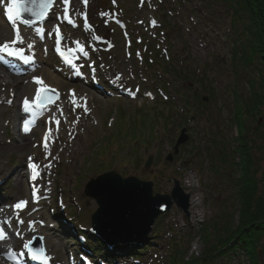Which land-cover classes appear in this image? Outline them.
I'll use <instances>...</instances> for the list:
<instances>
[{"label":"rangeland","instance_id":"rangeland-1","mask_svg":"<svg viewBox=\"0 0 264 264\" xmlns=\"http://www.w3.org/2000/svg\"><path fill=\"white\" fill-rule=\"evenodd\" d=\"M6 1L0 3V31L8 34L7 39L12 37L14 27L22 32L32 30V26L19 21L12 28L5 26L1 5ZM68 3L77 27L63 26L62 39L75 48L79 44L84 47L81 67L71 72L59 66L52 53V29H56L60 19L64 20L65 4L57 0L44 19L50 26L46 34L49 39L39 42L35 57H40L42 62L33 77L55 76L63 80L60 83L49 79L46 84L52 91L43 98L40 96L39 102L53 98V90L59 95L55 103L64 92L78 97L72 103V112L78 113L76 107L80 106L83 113L76 128L80 139H72L65 127L62 142L57 137L50 142L45 139V135L51 137L49 131L39 127L30 136L28 149L1 154L0 194L10 196V205L25 201L28 206L22 208L23 214L42 212L44 215L36 217L35 224H49L53 238L55 234L64 238L59 251L46 255L47 264L61 261L76 264L79 258L83 264H190L194 256L201 258L204 249L223 236L219 234L222 226L238 222L239 207H235L232 181L235 171L230 172L228 162L235 156L241 163L246 157L234 152L233 157L228 154L223 160L222 152L232 149L236 135L230 121L233 110L229 93L236 89L240 97H247L246 81L251 69L244 66L242 70L243 61L234 55L233 15L229 4L227 0H68ZM118 20L125 26L119 27ZM33 37L36 38L34 33ZM27 39L33 41L31 37ZM43 67L48 72H41ZM51 67L58 73L52 72ZM234 69L240 72L232 74ZM199 77L208 80L205 87H213L214 96L208 98L206 105H194L200 115L189 118L194 110L184 106L183 95L204 89L198 83ZM87 86L91 89L84 97L80 89ZM205 94L200 90L199 95ZM25 97L26 93L22 92L20 99ZM54 104L49 106L55 109ZM1 109L5 110L0 113L1 137L6 140L12 136L18 143V134L4 128L6 118L15 121L16 114L10 107ZM247 111L239 109L238 121L244 120L240 113ZM48 114L46 122L57 124L59 116L53 111ZM248 115L245 118L252 119L247 134L260 178L264 173V120L259 115ZM64 124L68 126V121ZM179 125L186 126L189 140L169 162L165 156L172 151ZM53 130L60 132L58 128ZM213 136L224 145L215 147ZM29 155L31 159L24 163L27 179H33L34 164L38 169L35 181L41 186L34 202L28 181L12 171ZM148 155L153 160L146 168ZM108 170L151 180L153 191L159 193L170 192L173 178L192 181L193 186L184 189L199 197L201 206L195 210L205 214L203 225H194V213L188 218L173 206L163 217L156 218L146 239L112 247L98 244L85 228L91 225L90 215L97 204L84 194L83 188L90 177ZM20 180L23 184L18 188ZM14 218L22 227L23 215L15 214ZM33 236L42 238L41 233L22 236L17 243L20 247L14 252L27 254L25 244ZM86 243L94 250L85 249ZM14 252L8 251L9 264H14L10 256ZM209 264L249 263L243 253L236 251Z\"/></svg>","mask_w":264,"mask_h":264},{"label":"trees","instance_id":"trees-1","mask_svg":"<svg viewBox=\"0 0 264 264\" xmlns=\"http://www.w3.org/2000/svg\"><path fill=\"white\" fill-rule=\"evenodd\" d=\"M227 2L230 14L233 15L232 27L236 41L234 55L243 61L242 70L244 66H247L251 71L249 70L250 77L246 81L247 97L242 98L235 91L232 93L231 122L237 128V134L233 142L235 146L224 155L232 156V153L236 152L239 156L244 155L246 158H242L241 163L235 157L228 162L230 172L235 171L232 181L235 207H239L238 222L220 228L219 234L222 233L223 236L215 244H209L204 249L202 261L214 260L240 251L246 256L249 264H264L262 260L264 256V173L260 178L257 176L258 171L252 156L249 133L247 134L251 128L249 119L252 118H245V114L251 117L259 115L264 120V0H227ZM234 72L240 71L234 69ZM211 94L214 96V92ZM188 104L191 103L188 102ZM242 108L248 110V113L244 112L243 115L240 113V118L244 120L238 121L237 112ZM239 130L245 133L240 135ZM223 160H226V157H223Z\"/></svg>","mask_w":264,"mask_h":264},{"label":"bare ground","instance_id":"bare-ground-1","mask_svg":"<svg viewBox=\"0 0 264 264\" xmlns=\"http://www.w3.org/2000/svg\"><path fill=\"white\" fill-rule=\"evenodd\" d=\"M46 27L47 29H49L50 27L49 24ZM31 35L33 34L31 33ZM7 37H8L7 33L0 31V44H2V42L5 41ZM17 37L19 38L18 41L20 43H23L25 45L27 44L28 46V40L24 38L25 35L22 32L16 34L13 37V39L17 40ZM29 45H31L32 48L34 47L35 49H37L39 44L36 43V45H33L30 42ZM2 60L3 62H6L9 65V67L0 64V113L2 114L5 111L4 109L1 108L10 107L13 113L16 114L15 121L14 119L11 120L10 117L6 118L4 128H6L5 129L6 132H7V128L9 127L13 133H17L19 136V140H18L19 142L18 143L15 142L12 136L4 140L1 137L2 126L0 123V156L2 153L5 152L7 153H12L14 151L22 152L26 148L28 149V142L31 141L30 136L39 127L44 128L43 129L44 132L49 131L51 137L48 136V140L50 139V142L53 141V139L56 137L58 138L59 142H62L65 127L66 130H68L70 135L72 136V139L75 138L80 139V135L78 134L76 128L78 126L77 122L83 116V113L81 112L80 106H78L79 108L76 107V109L79 111L78 113H76L75 111L72 112V103L75 100H79L74 93L64 92V94L61 95V100L54 104L55 109L50 106H46L44 108L37 107L33 103L37 95V91L41 90L42 87H46L47 86L46 83L47 82L49 83V79L60 83H62L63 80L60 78H56L55 76H49V78H47L48 76L47 77L43 76L44 79L42 80V83L39 84L36 83L33 79V78H40L39 76L33 77L35 72L38 71L34 69L36 67V64L34 65V68H30L28 63L22 64L19 61L12 58L11 56L6 55L3 52H0L1 63ZM34 62L37 63L38 65L39 59L35 60ZM50 69L52 72H55L56 74L58 73V71L54 67H51ZM41 72L45 73L48 72V70L46 69V67H43L41 68ZM117 83L121 84V79L117 78ZM3 89L5 90L4 93L2 92ZM90 89L91 87L87 86L81 88L80 91L83 93V96L85 97V94L89 93ZM9 92H10V97H7V94ZM22 92L26 93L27 97L25 98L29 100V103L31 105V109L29 111L24 110L23 101L20 99V95L22 94ZM18 98L20 99V101L17 103ZM52 111L59 116V120L57 124H55L54 122L53 123L46 122V119L49 117L48 113ZM68 112L70 113L69 117L66 116V113ZM32 121H35L34 124H32ZM65 121H68V126L64 124ZM25 123L30 125L29 130L27 132L24 131L23 125ZM52 128L53 129L58 128L60 132L56 133ZM27 159L28 160L30 159V155L28 156V158L24 159V162L21 161V163L18 165L17 168L12 169V171L19 173V175L24 178H26L27 176L26 165H24V163H27L28 161ZM1 165L2 163L0 160V167ZM32 172H36V171L33 170ZM22 184L23 182L22 180H20L18 182V188H21ZM47 187L49 188V185H47ZM33 189H35L36 192H38L40 191L39 190L40 186L36 182H34ZM9 200H10V196L5 197L4 195L0 194V231L3 232V237H4L3 239H0V264H9L8 262H6L7 248L11 250L17 248L18 238L20 236L24 237L29 233H34V232L41 233L43 240L45 242L46 249L50 254L54 255L55 252L59 251L64 238L61 235H57V234H55L53 238L51 233L52 228L50 227L49 224H45L43 226H38L35 224L36 217L43 216L44 214L42 212H39L37 214L35 213L32 214V212L28 214L27 213L23 214V212H21V210L23 209H14L13 206L15 204L10 205V203L8 202ZM196 201L197 199L195 197H192V202L194 203ZM6 204L9 205L6 206ZM26 206H28V204ZM15 214L23 215V219H22L23 222L21 223L22 227H20V222H18L19 220L14 218ZM30 222H31V226H29ZM1 240H3L4 243ZM32 263L36 264L35 261H32ZM60 264H65V261L64 263H60Z\"/></svg>","mask_w":264,"mask_h":264},{"label":"water","instance_id":"water-1","mask_svg":"<svg viewBox=\"0 0 264 264\" xmlns=\"http://www.w3.org/2000/svg\"><path fill=\"white\" fill-rule=\"evenodd\" d=\"M26 4L37 12L45 13L48 10L40 9V0H36L35 5L31 0H26ZM187 138L183 128L173 147L175 154ZM166 159L171 160L172 154ZM151 160L150 156L146 167ZM84 193L94 198L98 205L91 215L92 227L109 244L131 243L146 238L155 218L169 211L173 202L188 215L189 194L183 192L176 179L170 194L153 195L152 182L134 176L122 178L115 171H109L89 179Z\"/></svg>","mask_w":264,"mask_h":264},{"label":"snow or ice","instance_id":"snow-or-ice-1","mask_svg":"<svg viewBox=\"0 0 264 264\" xmlns=\"http://www.w3.org/2000/svg\"><path fill=\"white\" fill-rule=\"evenodd\" d=\"M32 4L35 5L36 4V0H31ZM53 0H40V4L39 7L41 10H47L49 8V6L52 4ZM64 4L67 5L68 0H63ZM86 2V0H85ZM0 3H3V0H0ZM4 12L5 15L7 16L8 20H13V19H20L21 14L23 12H29L31 13L33 16H36L38 19L40 18H46V15L43 11L41 12H37L36 10H34V8H30L27 6L26 4V0H8L7 5L4 8ZM65 12H67V8H65ZM153 24L155 22H152ZM56 36H57V42H59L60 39H62V37L59 34V27H56ZM18 37L17 40L12 41L11 43H16L18 41ZM29 47H31V45H29ZM0 52H7L8 55H20V53L15 52L13 50H11L9 48V42H5L4 45H0ZM69 63H71L69 61ZM34 81L36 83H42V81L39 78H33ZM40 100V90L37 91V95H36V99L33 101V103H37V101ZM42 104H37V107H42ZM23 107L25 111H29L31 109V105L29 103V100L27 98L24 99L23 101ZM29 130L27 123H25L24 125V131L27 132ZM31 159V158H30ZM33 170H35V165H32ZM33 179H35V175L33 176ZM26 205L25 201H20L18 203H16L13 207L14 209H22L24 206ZM22 223V221H21ZM29 226H31V222L29 223ZM3 234L0 233V239H3ZM42 239V238H41ZM25 247H27V245H25ZM29 252L31 254V258L33 260H38L41 261L42 264H47L48 261V257L44 254V249L41 248L38 250L37 252H32L31 249H29Z\"/></svg>","mask_w":264,"mask_h":264}]
</instances>
